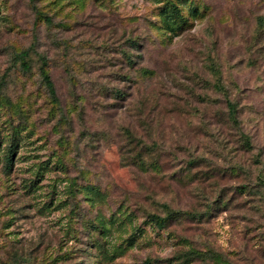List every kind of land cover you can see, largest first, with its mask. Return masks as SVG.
Listing matches in <instances>:
<instances>
[{
	"label": "rangeland",
	"instance_id": "rangeland-1",
	"mask_svg": "<svg viewBox=\"0 0 264 264\" xmlns=\"http://www.w3.org/2000/svg\"><path fill=\"white\" fill-rule=\"evenodd\" d=\"M149 258L264 264V0H0V264Z\"/></svg>",
	"mask_w": 264,
	"mask_h": 264
},
{
	"label": "trees",
	"instance_id": "trees-1",
	"mask_svg": "<svg viewBox=\"0 0 264 264\" xmlns=\"http://www.w3.org/2000/svg\"><path fill=\"white\" fill-rule=\"evenodd\" d=\"M172 8H173V11H178V7L175 4L172 5ZM20 55L22 57V65L25 68H29V64L25 61L26 51L21 52ZM46 66H47V61L45 58H43L42 64L40 66V72L42 74L43 81H44L46 87L48 88L49 93L51 94V96L54 99H56V89H55L54 83L51 79V76H50ZM229 108H230L229 112L231 114V117L234 120H236V108L231 102H229ZM150 217L158 227L164 226L165 221H166L165 217L158 215V214H152V215H150ZM145 262L147 264H154V261L150 258L147 259Z\"/></svg>",
	"mask_w": 264,
	"mask_h": 264
}]
</instances>
